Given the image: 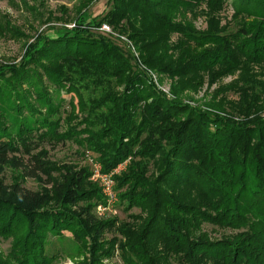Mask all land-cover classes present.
I'll return each mask as SVG.
<instances>
[{"label":"trees","instance_id":"trees-1","mask_svg":"<svg viewBox=\"0 0 264 264\" xmlns=\"http://www.w3.org/2000/svg\"><path fill=\"white\" fill-rule=\"evenodd\" d=\"M228 1L111 0L103 16L85 11L76 28L41 34L20 63H0V239L11 240L8 263L53 264L59 256L48 252L47 234L69 230L90 254L85 264L117 251L123 264H264V0H231L234 28L221 25ZM188 12L207 16L208 30L176 22ZM102 24L128 35L143 65L176 80L175 100L126 41L92 33ZM236 71L227 88L237 99L209 105L221 114L180 101L205 79ZM59 83L77 103L62 97ZM66 143L95 153L104 174L126 163L114 180L129 221L97 217L104 199L90 169L49 161L47 148ZM5 166L25 179L45 176L55 197L7 185ZM60 172L63 181L54 177ZM204 225L237 233L211 239ZM108 232L123 240H107Z\"/></svg>","mask_w":264,"mask_h":264},{"label":"rangeland","instance_id":"rangeland-1","mask_svg":"<svg viewBox=\"0 0 264 264\" xmlns=\"http://www.w3.org/2000/svg\"><path fill=\"white\" fill-rule=\"evenodd\" d=\"M110 1L111 0H0V63L7 65L20 63L25 58L29 46L34 44L41 34L50 31L48 36L56 37L55 31L58 29L76 28V21L86 14L85 11L91 16H103L108 12ZM231 2V0L228 1L224 11H222L219 16L221 17L220 20L222 26L230 25V28H234V25L232 24L234 9ZM204 8L205 7H203V9ZM176 22L182 23L184 26L190 23L197 32L201 33L208 30L209 24L207 16L202 15V13H196L195 16H193L192 13L189 12L186 13L182 19L178 18ZM104 26H107L108 30H102ZM92 31V33L95 34H100V32L108 33L113 37L126 41L129 45L126 46L127 49L132 52L133 58L135 61L137 60L141 68L148 73L157 89L164 93L169 99L175 100V95H173L171 87L176 80L143 65L140 53L134 45V42L129 40L128 35L121 34L118 30L115 31V28L113 29L108 24H102L100 28L92 29ZM177 39L178 36L176 34L171 38L173 43L177 42ZM39 61L42 60L39 59ZM253 68H255L256 71L260 69L258 66H254ZM240 74V71H236L213 84H210L209 80L205 79L204 84H202L197 90H186L185 93L180 96V101L193 108L212 111V108L209 109V105L213 102L220 101L221 98L231 100L237 99V95L229 91L227 86L236 82L239 79ZM51 78L53 80L51 82H57L54 77ZM47 80L48 79H46V81ZM59 87L62 97L66 99L67 102H69L71 98H75L70 85L59 83ZM74 100L77 103V99L75 98ZM212 112L221 114V112L215 110ZM260 113L262 114V111ZM261 114L260 116H264V113ZM47 150L49 152V161L58 168L62 166L70 167V169L74 171L79 170L82 167L90 169L92 171L90 181L98 184L102 192V187L96 177L97 165H100V163L97 161L98 156L95 153L88 148L80 147L75 143H66L55 149L47 148ZM100 167L102 172V166L100 165ZM125 167L126 163L119 165L118 168L114 170L115 174L113 176L118 175L125 169ZM116 170H118V172H116ZM151 170H153V167ZM154 172H156L155 168ZM2 177L7 185L20 182L29 190L42 191L45 189L49 191L51 197H55L53 186H48L44 182L46 179L45 176H40L37 179H25L22 177L19 170L12 166H5L2 167ZM54 177L56 180L63 181L61 172L60 174L55 173ZM115 193L117 196L115 210L112 212L106 211L100 215L96 209L95 214L102 220L119 218L121 221H129L127 214H125L122 211V208L118 206L119 197L116 191ZM103 199L104 201L102 204L105 202L104 196ZM162 201L165 205L166 201L163 198ZM53 205L54 201L50 202V206ZM79 205H83V202ZM130 214L138 215L140 214V210L134 209ZM142 215L143 217L146 216L145 214ZM201 229V232L207 233L211 239H218L223 236H236L237 233L230 229L214 228L210 225H204ZM105 237L107 240H110L113 237L123 240V238L115 232H108ZM12 239L14 238L12 237ZM46 239L48 252L59 256L58 260L53 264L92 263L90 254L86 252L85 249H82L79 244L77 245L71 231H64L61 236L47 234ZM10 247L11 240L4 241V239H0V260L3 262L5 261V263H8L5 259L8 257ZM102 263L123 264V261L120 258L119 251H117L113 258L102 259ZM8 264H12V262H9Z\"/></svg>","mask_w":264,"mask_h":264},{"label":"built area","instance_id":"built-area-1","mask_svg":"<svg viewBox=\"0 0 264 264\" xmlns=\"http://www.w3.org/2000/svg\"><path fill=\"white\" fill-rule=\"evenodd\" d=\"M108 30L107 26H104L102 30ZM97 173L96 177L98 178L100 185L102 187V193L105 198L104 204L98 206L97 210L100 215H102L104 212L109 211L112 212L115 210V205L117 202V196L115 193V180H114V174L115 171L111 174H103L101 172L100 165H97ZM118 172V170H116Z\"/></svg>","mask_w":264,"mask_h":264}]
</instances>
